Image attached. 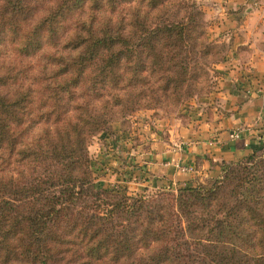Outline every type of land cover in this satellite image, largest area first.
I'll use <instances>...</instances> for the list:
<instances>
[{
	"label": "trees",
	"instance_id": "16d2710c",
	"mask_svg": "<svg viewBox=\"0 0 264 264\" xmlns=\"http://www.w3.org/2000/svg\"><path fill=\"white\" fill-rule=\"evenodd\" d=\"M219 55L191 0H0V264H264V145L152 195L89 154L204 93Z\"/></svg>",
	"mask_w": 264,
	"mask_h": 264
},
{
	"label": "crops",
	"instance_id": "0c3cea01",
	"mask_svg": "<svg viewBox=\"0 0 264 264\" xmlns=\"http://www.w3.org/2000/svg\"><path fill=\"white\" fill-rule=\"evenodd\" d=\"M208 4L223 14L228 5V17L244 21V26L222 37L229 54L216 70L226 91L221 88L215 95L220 102L218 106L211 103L210 113L198 112L199 117L193 118L196 121L185 129L181 148L172 147L170 138L133 148L126 157L132 166L138 164L132 174L146 173L149 178L138 186L160 180L169 185L203 181L219 175L222 163L237 161L264 144V0H211ZM214 31L220 35L218 23Z\"/></svg>",
	"mask_w": 264,
	"mask_h": 264
},
{
	"label": "rangeland",
	"instance_id": "374dc122",
	"mask_svg": "<svg viewBox=\"0 0 264 264\" xmlns=\"http://www.w3.org/2000/svg\"><path fill=\"white\" fill-rule=\"evenodd\" d=\"M191 1L197 3L204 14L206 32L217 46L220 53L219 58L223 57V60L219 63L221 64L229 54L227 42L222 37L225 33L240 28V24L244 26V21H233L230 19L228 15L231 10L228 5L223 14L213 9V7L211 8V5L208 4L211 0ZM217 23L220 28L219 36L214 31ZM217 65L214 66V71H210L209 74L212 86L209 89L207 88L200 96H191L179 106L171 105L157 110L142 109L132 112L126 116V119L114 122L108 134H99L94 137L89 147V154L93 161L97 182L104 186L110 184L126 189L129 195H152L159 191L175 192L180 184L169 185V183L165 184L162 180L151 182L145 186L136 185L149 178H147L146 173L132 174L133 168L138 169V164L132 166L127 158L136 145H141L143 148L147 143L159 140L165 141L168 138L171 139V146L174 148H181L184 145V138L187 135L185 129H191V125L196 121L193 118L195 116L199 117L198 112L203 114L210 113L211 110H208V108L211 107L212 102L216 106L219 105L215 95L222 92L220 91L221 88H224L223 92L226 91L223 85L225 82H220L219 80L221 74H219V70H216ZM210 98L212 99L211 101L209 100ZM216 114V116L220 115L218 111H216ZM204 117H206V120L210 118L209 115ZM254 151L255 149L252 152ZM120 174L123 175L121 176ZM120 177L124 179V182L119 180Z\"/></svg>",
	"mask_w": 264,
	"mask_h": 264
},
{
	"label": "built area",
	"instance_id": "2783aa9c",
	"mask_svg": "<svg viewBox=\"0 0 264 264\" xmlns=\"http://www.w3.org/2000/svg\"><path fill=\"white\" fill-rule=\"evenodd\" d=\"M180 170L192 171L193 169L192 168H184V167H182Z\"/></svg>",
	"mask_w": 264,
	"mask_h": 264
}]
</instances>
